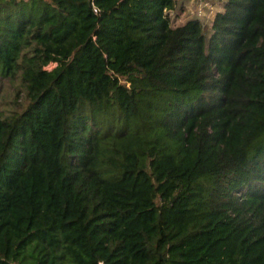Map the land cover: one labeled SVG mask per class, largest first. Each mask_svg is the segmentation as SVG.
Wrapping results in <instances>:
<instances>
[{"label": "trees", "instance_id": "1", "mask_svg": "<svg viewBox=\"0 0 264 264\" xmlns=\"http://www.w3.org/2000/svg\"><path fill=\"white\" fill-rule=\"evenodd\" d=\"M187 1L0 0V264H264V0Z\"/></svg>", "mask_w": 264, "mask_h": 264}, {"label": "rangeland", "instance_id": "2", "mask_svg": "<svg viewBox=\"0 0 264 264\" xmlns=\"http://www.w3.org/2000/svg\"><path fill=\"white\" fill-rule=\"evenodd\" d=\"M197 1L200 2V3H208V8H210L211 10L210 11H206L205 9L203 10V13L201 16H203L202 18H207L208 21H210V18H212V16L215 14L216 12V9L219 8V1L221 0H188L187 3H188V7L190 6L191 8H194L193 9V12L196 10L195 9V6L197 5ZM190 3V5H189ZM221 8V7H220ZM191 10V9H190ZM188 16V13H184L183 15H180V21H178L177 24H182L185 22L186 18ZM210 22H206V25L204 27L205 31L208 32L210 31ZM55 66V64L51 63L49 64V66H47L48 68H53ZM16 89H11L9 90V93L7 95V98L6 100H9L10 101V98L12 99L14 97V93H16Z\"/></svg>", "mask_w": 264, "mask_h": 264}, {"label": "built area", "instance_id": "3", "mask_svg": "<svg viewBox=\"0 0 264 264\" xmlns=\"http://www.w3.org/2000/svg\"><path fill=\"white\" fill-rule=\"evenodd\" d=\"M205 6H209L208 3H204L203 5L201 4V6H200V9H199V12H198V15H199L200 17H203V16H201V15H202V13H203V10H204V7H205Z\"/></svg>", "mask_w": 264, "mask_h": 264}]
</instances>
